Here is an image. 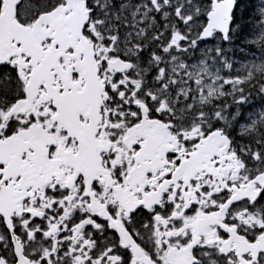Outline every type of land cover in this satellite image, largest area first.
Returning <instances> with one entry per match:
<instances>
[{
  "label": "snow or ice",
  "instance_id": "1",
  "mask_svg": "<svg viewBox=\"0 0 264 264\" xmlns=\"http://www.w3.org/2000/svg\"><path fill=\"white\" fill-rule=\"evenodd\" d=\"M0 264H264V0H0Z\"/></svg>",
  "mask_w": 264,
  "mask_h": 264
}]
</instances>
